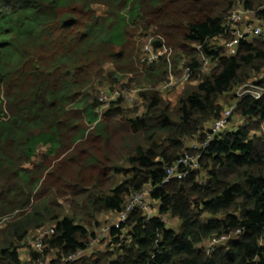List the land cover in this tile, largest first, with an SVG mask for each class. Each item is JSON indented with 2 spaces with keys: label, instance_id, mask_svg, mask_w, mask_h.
Returning <instances> with one entry per match:
<instances>
[{
  "label": "trees",
  "instance_id": "16d2710c",
  "mask_svg": "<svg viewBox=\"0 0 264 264\" xmlns=\"http://www.w3.org/2000/svg\"><path fill=\"white\" fill-rule=\"evenodd\" d=\"M251 12L264 20V0H0V264H59L81 250L70 264H264V95L243 98L239 128L200 150L221 99L264 73L261 35L229 46ZM146 47H170V60ZM173 78L175 104L161 91ZM117 85L141 98L100 113ZM198 152L199 168L167 180ZM145 190L159 213L137 206L115 227Z\"/></svg>",
  "mask_w": 264,
  "mask_h": 264
},
{
  "label": "built area",
  "instance_id": "2783aa9c",
  "mask_svg": "<svg viewBox=\"0 0 264 264\" xmlns=\"http://www.w3.org/2000/svg\"><path fill=\"white\" fill-rule=\"evenodd\" d=\"M239 21H243V12L238 11L235 12L229 19V25L231 22L237 23ZM230 34L233 36L232 40L229 43V46L231 48L236 47L240 42L245 40L253 39L255 36H259L262 34V28L255 24H247L245 29L240 28H233L230 30ZM146 49L150 52L148 55L150 56V59H154L155 57H158L164 53L168 54L169 60L171 57V48L170 47H164V49L158 50V55L149 50L148 47ZM190 71L186 69V71L183 73L182 80L186 81L190 78ZM264 81V73H261L253 80L249 81L248 83L242 85L239 88L238 97L241 101L243 98L252 97L255 99H260L264 95V85L261 84V82ZM176 81H174V78L169 81L165 87H170L171 85L175 84ZM104 93V92H103ZM102 93V94H103ZM105 93H111L114 94L113 96L108 95H102L100 98L101 103L103 104V107L110 105L114 100H118L122 97H130V95L127 93V91L124 90H111V91H105ZM239 101V102H240ZM234 107L227 109L224 114L217 119L213 125L209 128L211 132L208 134L207 139L202 143L200 150L206 148L209 146L210 141L213 139L214 134L221 131L223 128H225L228 123L230 122L231 116L233 114ZM192 148L198 149L199 147L194 144L191 145ZM202 154L201 152H198L194 155H191L189 153H186L184 156H182L175 164L172 166H169L167 168V180L172 179L173 177L182 178L187 173H189V170H195L200 167V158ZM184 167L185 170L181 171V168ZM149 190H145L142 193H136L132 196L126 210L122 213L119 221L114 225L115 227L119 228L122 223H125L128 219L131 211H133L137 206H143L144 208H148L147 204L145 203V198L148 196ZM110 228L103 229V232L109 230ZM54 233L53 228H47L40 230L37 234H34L31 236V239L34 241V245L38 250H42L43 248V238L50 234ZM229 239V236L223 235L221 237H215L213 238L208 247V252H211L218 244L221 242H224ZM84 253L83 250L73 253L68 257L62 258L59 264H70L75 262L82 254ZM43 264H53L50 261H46Z\"/></svg>",
  "mask_w": 264,
  "mask_h": 264
},
{
  "label": "rangeland",
  "instance_id": "374dc122",
  "mask_svg": "<svg viewBox=\"0 0 264 264\" xmlns=\"http://www.w3.org/2000/svg\"><path fill=\"white\" fill-rule=\"evenodd\" d=\"M99 11L102 12V9L99 8ZM244 17H245V20L246 21L251 20V21H253V23L255 25H258V26H260L262 28L261 37L264 38V20L257 19L253 12L246 14ZM243 29H245L244 26H243ZM150 39L151 38H149L148 40H150ZM218 45L223 46V43L218 42ZM157 53H158V51H157ZM231 53H233V49H231ZM171 54H172V49H171ZM155 55H156V53H155ZM107 68L108 69H111V65H108ZM209 69H211V66L208 64V66L206 67L205 71H207ZM124 81L127 83V79H125ZM179 81H182V80L181 79L178 80L175 84L171 85L170 87H165V86H168V85H166L168 82H166L165 84L161 85V91L164 92L166 98L167 99H170L173 104H175L178 95L180 94V92H182V89H183L182 88V84L179 85V83H181ZM174 85H176V86H174ZM121 87L122 86L117 85L114 90H116V89L117 90H120ZM105 89H107V88H105ZM102 90H104V89L102 88ZM238 92H239V89H236L232 93H229V94L225 95L221 99V102L223 103V105L225 106V108L230 109L232 107H236L237 106V104L240 101L239 100V97H238ZM127 93L130 95V97H128V98L127 97H123V98L126 99L123 105H124V107L133 108L135 102L137 103V100H139L141 97L140 96H137V93L135 94V96H133L131 94V92H127ZM103 94L104 95H108V96H113L115 93L114 94H111V93H105L104 92ZM101 96H100V98H101ZM115 101H117V99L114 100L113 102H115ZM108 107L109 106L105 107L104 110L101 113H103ZM138 113L139 114L143 113V109H140ZM241 123H243V118L239 114H233L231 116L230 122L228 123V125L225 128L222 129V131H226V130L227 131H236L239 128V125ZM144 201H145V203L147 205H150L152 203V206H151L152 209L150 208V213L152 214V216L159 213V211H158L159 203L151 202L152 200H151V198L149 196H146V198H145ZM61 202L68 209V207L70 205V199L69 198L68 199H62ZM165 219H166V223H167V225L169 227H175L176 229H178V226L181 224L180 221H175L173 219H170L169 216H166ZM102 221H103V226H110V225H112L115 222L113 217H111L110 220H107V219H105V218L102 217ZM96 230H97V228H96ZM31 244L33 245L34 244V241L31 239V237L30 238H27L25 240V243H24L23 247L19 250V254H20V257H21L22 260H27L28 259V257H29L28 256L29 250H30V248H33V246ZM104 247H105V244H98V243H96V244L92 245L89 248L88 252L91 253L94 250L102 249Z\"/></svg>",
  "mask_w": 264,
  "mask_h": 264
},
{
  "label": "clouds",
  "instance_id": "9594fccd",
  "mask_svg": "<svg viewBox=\"0 0 264 264\" xmlns=\"http://www.w3.org/2000/svg\"><path fill=\"white\" fill-rule=\"evenodd\" d=\"M101 102V101H100ZM102 104V103H101ZM111 105V104H110ZM110 105H108V106H110ZM105 107H107V106H105ZM105 107H103V104H102V106H101V108L99 109V112L101 113L103 110H104V108Z\"/></svg>",
  "mask_w": 264,
  "mask_h": 264
}]
</instances>
